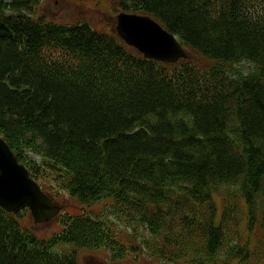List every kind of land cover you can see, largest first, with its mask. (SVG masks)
Here are the masks:
<instances>
[{"label": "trees", "instance_id": "obj_1", "mask_svg": "<svg viewBox=\"0 0 264 264\" xmlns=\"http://www.w3.org/2000/svg\"><path fill=\"white\" fill-rule=\"evenodd\" d=\"M40 1L0 0V135L78 205L47 235L0 207V264H264V0H113L205 59L175 64Z\"/></svg>", "mask_w": 264, "mask_h": 264}, {"label": "water", "instance_id": "obj_2", "mask_svg": "<svg viewBox=\"0 0 264 264\" xmlns=\"http://www.w3.org/2000/svg\"><path fill=\"white\" fill-rule=\"evenodd\" d=\"M115 32L125 44L146 58L174 63L188 57L176 37L148 15L119 11ZM0 207L8 212L28 207L35 223L50 221L61 209L40 189L1 136Z\"/></svg>", "mask_w": 264, "mask_h": 264}, {"label": "rangeland", "instance_id": "obj_3", "mask_svg": "<svg viewBox=\"0 0 264 264\" xmlns=\"http://www.w3.org/2000/svg\"><path fill=\"white\" fill-rule=\"evenodd\" d=\"M115 13L113 0H41L36 5L33 15H44L49 19L62 23H76L83 19L95 29L112 31L115 24ZM190 60L202 62L205 59L192 53ZM231 67L243 73L253 70V66L247 61L234 63ZM29 155L32 159L40 161V157L36 153L31 152ZM47 191L50 194L58 195L56 200L63 206L65 205L68 208L67 211L72 210L70 212H73L76 210L74 208L78 205L77 201L70 198L66 192L60 189H58V192L52 189H47ZM31 218L30 214L25 213L21 218V222L25 226H30L38 231L40 235H47L46 233H51L59 228L57 218L40 224H34ZM78 256L81 264H167L141 254H129L122 259L111 260L109 253L104 250H81L78 252Z\"/></svg>", "mask_w": 264, "mask_h": 264}, {"label": "bare ground", "instance_id": "obj_4", "mask_svg": "<svg viewBox=\"0 0 264 264\" xmlns=\"http://www.w3.org/2000/svg\"><path fill=\"white\" fill-rule=\"evenodd\" d=\"M21 9V8H20ZM76 61V60H75ZM180 61V60H179ZM10 213H15V212H10Z\"/></svg>", "mask_w": 264, "mask_h": 264}]
</instances>
